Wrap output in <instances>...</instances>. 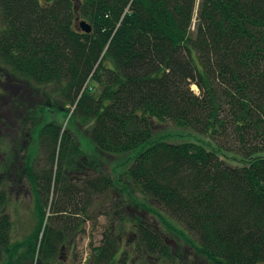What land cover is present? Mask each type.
Wrapping results in <instances>:
<instances>
[{"label":"trees","instance_id":"16d2710c","mask_svg":"<svg viewBox=\"0 0 264 264\" xmlns=\"http://www.w3.org/2000/svg\"><path fill=\"white\" fill-rule=\"evenodd\" d=\"M54 101L101 153L138 152L118 189L108 173L67 180L48 218L62 163L81 156L72 128L49 121ZM6 107L24 109L56 166L39 175L31 157L0 160V264H54L72 248L87 220L70 208L72 189L87 204L115 196L87 264H166L168 236L190 245L192 264H264V0H0V115ZM164 123L208 141L154 140ZM24 179L37 220L13 240L6 205Z\"/></svg>","mask_w":264,"mask_h":264},{"label":"rangeland","instance_id":"374dc122","mask_svg":"<svg viewBox=\"0 0 264 264\" xmlns=\"http://www.w3.org/2000/svg\"><path fill=\"white\" fill-rule=\"evenodd\" d=\"M192 88L198 93V89L196 90L197 87H195V85L192 86ZM57 105H59L58 110L60 111L56 112L52 117L50 115L51 119L49 121H55L63 127L69 126L72 128L75 139L81 149V156H77L73 159V167H67L68 170L65 166V164H67L66 160L62 163V169L66 170V174L62 173L58 183L53 185V193L56 192V195L52 193L51 198L47 202L46 211L47 216H49L48 218L55 216V210L64 206L62 205L63 200L61 201L62 196L60 195L68 189L67 180L72 184L78 183L83 186L87 179L92 180L98 178L100 174L108 173L115 180L118 189L120 184L117 180L123 171L132 164L133 157L138 152V150H135L123 155H107L101 153L93 145L90 137H88L87 127L82 126L78 122L69 123L68 120L71 112L69 113L66 110H61L62 106L55 101L54 105L50 106L54 109V106L56 108ZM73 110L74 107H72V111ZM21 111L23 113L20 112L18 114V111L14 112L13 108L6 107L0 115L2 117V119H0V146L3 141L10 149V152L5 153L2 149L4 147V149L7 150V147L4 145L0 148V160H3L5 156H7L9 160L19 157L23 163L31 157L33 158L32 160L36 172L39 175H43L47 170L54 171L56 160H50L47 152L38 145V142L36 143V139H34L32 134L33 131H29L32 123L26 119L27 114L24 113V109ZM153 139H165L174 142L208 141L207 137H201L190 130L178 128L170 123L155 125ZM225 157H230V155L227 154ZM224 159L227 161L226 158ZM23 184L26 186H24L22 192L16 187L14 193L8 198V203L6 205V210L13 220V240L22 239L28 235L34 229L37 220L33 195L25 179ZM5 186L0 185V189ZM56 186L58 189H56ZM81 192V195L85 194L84 191ZM69 193L74 197L73 207L70 208L73 212L83 207L87 208V213L84 214L87 220L84 221L79 229L73 232L74 234L71 237L72 248H66L65 246L61 251L60 257L58 256L59 258L54 264H87L85 260L90 254L91 245H98L100 243L106 227L111 223V213L114 208L112 203L114 202L115 196L111 198L109 194L94 193L93 199L87 204L85 203V199L79 198V193L76 189H72ZM97 197L99 199L98 201L95 199ZM136 197L138 198V202L140 201L141 203L142 198L139 196ZM152 203L149 201L150 207H154ZM133 206L137 208L139 212L144 209L141 205L135 206V203H133ZM129 211L136 212L133 209ZM58 215L60 216L61 214ZM61 216L65 217L64 215ZM154 222L157 223V220L154 219ZM123 238L125 241H130V235L124 234ZM171 239L174 240L171 241L173 255L164 260L166 264H192L196 260V257L193 255L190 245L178 236H168V240ZM130 242H125V250L129 251L131 249ZM174 245H176V247L180 245V248H175ZM151 261H153V259ZM144 263L147 264V262ZM133 264H141L139 256L136 257Z\"/></svg>","mask_w":264,"mask_h":264},{"label":"water","instance_id":"95a60500","mask_svg":"<svg viewBox=\"0 0 264 264\" xmlns=\"http://www.w3.org/2000/svg\"><path fill=\"white\" fill-rule=\"evenodd\" d=\"M79 25H80L81 29L84 32H86V33H90L91 30H92L91 26L86 21H84V20L83 21H80L79 22Z\"/></svg>","mask_w":264,"mask_h":264}]
</instances>
